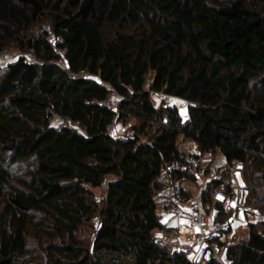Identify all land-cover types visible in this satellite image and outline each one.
<instances>
[{
    "label": "trees",
    "instance_id": "trees-1",
    "mask_svg": "<svg viewBox=\"0 0 264 264\" xmlns=\"http://www.w3.org/2000/svg\"><path fill=\"white\" fill-rule=\"evenodd\" d=\"M9 46L21 56L0 65V264H201L155 238L165 166L192 197L178 141L242 162L249 207L264 204V0H0V55ZM155 94L189 103L187 121ZM115 119L136 121L128 136L109 135ZM217 170L203 204L228 176ZM226 258L264 264L263 223Z\"/></svg>",
    "mask_w": 264,
    "mask_h": 264
},
{
    "label": "built area",
    "instance_id": "built-area-1",
    "mask_svg": "<svg viewBox=\"0 0 264 264\" xmlns=\"http://www.w3.org/2000/svg\"><path fill=\"white\" fill-rule=\"evenodd\" d=\"M3 54V55H2ZM0 55V62L4 58L10 57V53L5 51ZM10 59V58H9ZM27 62H32L30 55H25ZM56 65L64 71L68 67L63 58L56 62ZM72 80L85 78L86 74L80 72L78 75H70ZM119 97L116 92L112 91L108 99L103 104L112 109H116ZM188 119V116H187ZM187 119H182L186 122ZM182 155L185 160V166L182 170L190 175L194 180L193 183L201 189H204L208 183L218 181L221 172L217 170L222 167L223 163L216 165L208 154L202 153L197 144L191 143L182 149ZM224 169L229 175L239 173L243 164L239 161H233ZM171 168L164 167L162 175L164 177V188L161 192L162 203L159 207L161 217H176L180 221L176 227H166L155 233V238L163 242H168L172 250L176 253H182L191 263H209L215 259L219 264H230L226 258L227 247H224L225 241L235 238L237 232L235 223H242L241 229L247 230L251 221H259L264 225V213L245 207L239 197L231 188L234 178L228 177L224 184L211 191V203L203 204L199 198H189L183 200L179 189L170 184L169 173ZM220 172V173H219ZM231 174V175H230ZM229 191H227V187ZM219 207L220 211L215 207ZM220 212H232L224 221H217ZM248 218H251L247 221ZM245 223V224H243ZM226 234H224V233ZM229 236V237H228Z\"/></svg>",
    "mask_w": 264,
    "mask_h": 264
},
{
    "label": "rangeland",
    "instance_id": "rangeland-1",
    "mask_svg": "<svg viewBox=\"0 0 264 264\" xmlns=\"http://www.w3.org/2000/svg\"><path fill=\"white\" fill-rule=\"evenodd\" d=\"M49 29V22L46 20V21H41L37 24H35L33 26V28L31 29V31H33L34 33H40L44 30L48 31ZM49 41L50 42H53V39L52 37H49ZM9 49H7L6 51H8L10 53V57H7V58H4V61L3 62H0V65H5L9 62H12V60H16L18 59V57H20V52L13 46H9L7 47ZM2 54V53H1ZM10 58V59H8ZM151 100L152 102L154 103L155 107H158V106H161L163 107V109H166L167 107H171V106H174L173 108H176L177 111H178V114L181 115V118L182 119H185V116H186V108L187 105L189 103L187 102H181L177 99H173L171 97H168V96H163V95H160V94H155L151 97ZM188 110V109H187ZM180 111V112H179ZM136 121H134V119H131L129 122L127 123H124L123 121H116V119L113 121V123L111 124V126L109 127V130H108V133L109 135L112 137V138H115V139H121V138H124L125 136H128L130 134V126L135 124ZM55 126H58L59 123H53ZM72 128L74 129H77L79 130V128L76 126V125H71L69 124ZM178 144H179V147L180 149H184L185 146H183L181 143H179L178 141ZM209 158H212L213 162L218 166L220 165L222 162V159H219V153L216 152L215 154L211 155L210 153L208 154ZM224 167V169H226V165H222V168ZM245 169V168H244ZM244 169L242 168V170L239 172V173H235L234 175H231V176H227L228 177H232L234 178L233 181L235 182H232L231 183V188L235 191L236 194L240 193L239 197H241V201L244 203L245 207H249V203H248V194H247V190H248V182H247V179L245 178V173L244 172ZM229 175V174H228ZM259 187L262 185L261 182H257L256 183ZM245 186V187H244ZM263 186V185H262ZM186 187L189 189V191L191 192V198H194V199H199V187L196 186L194 183H187L186 184ZM93 194H94V199L99 203L105 196V193H104V188L103 187H100L98 189H94L93 190ZM264 205V204H263ZM258 206V207H254L252 208L253 210H260V211H263L264 213V206ZM1 209V208H0ZM0 214H1V211H0ZM232 214V212H228V213H225V212H220L219 215L217 216V221H224L228 216H230ZM167 216H162V221L164 220H167ZM251 218H248V220H250ZM252 222H256L254 220L251 219ZM92 223H95L96 222L93 220ZM245 224V223H243ZM170 225L176 227L177 226V220L175 218H171L170 220ZM242 223H235V226H236V229H237V232L235 234V238H231L226 240L225 241V244H224V247L228 248L232 245H237L239 244L240 242L244 241L247 239V230H243L241 229V226ZM84 231V233H82V235L85 236L86 240L90 239V230H89V227L87 226ZM89 230V231H88ZM224 233V232H222ZM226 234V233H224ZM229 237V236H228ZM89 243V241H88ZM170 248H172V246L170 245ZM18 264H43V260L40 259L38 262H33L31 261L30 259H24V260H20Z\"/></svg>",
    "mask_w": 264,
    "mask_h": 264
},
{
    "label": "crops",
    "instance_id": "crops-1",
    "mask_svg": "<svg viewBox=\"0 0 264 264\" xmlns=\"http://www.w3.org/2000/svg\"><path fill=\"white\" fill-rule=\"evenodd\" d=\"M171 218H175L177 220V224L180 222V221H178V219L176 217H168L167 220L162 221V223H164V225H165L166 221H168V223L166 224V227H169V228L174 227V226L170 225Z\"/></svg>",
    "mask_w": 264,
    "mask_h": 264
},
{
    "label": "water",
    "instance_id": "water-1",
    "mask_svg": "<svg viewBox=\"0 0 264 264\" xmlns=\"http://www.w3.org/2000/svg\"><path fill=\"white\" fill-rule=\"evenodd\" d=\"M188 106H190V105L188 104L187 107H188ZM167 108H173V107H167ZM187 109H188V108H186V113H187V116H188V112H187L188 110H187ZM179 116H181V115H179Z\"/></svg>",
    "mask_w": 264,
    "mask_h": 264
},
{
    "label": "clouds",
    "instance_id": "clouds-1",
    "mask_svg": "<svg viewBox=\"0 0 264 264\" xmlns=\"http://www.w3.org/2000/svg\"><path fill=\"white\" fill-rule=\"evenodd\" d=\"M181 117V116H180Z\"/></svg>",
    "mask_w": 264,
    "mask_h": 264
}]
</instances>
